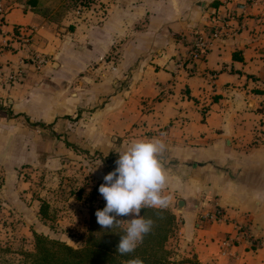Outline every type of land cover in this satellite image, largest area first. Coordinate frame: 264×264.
I'll list each match as a JSON object with an SVG mask.
<instances>
[{
	"label": "crops",
	"instance_id": "0c3cea01",
	"mask_svg": "<svg viewBox=\"0 0 264 264\" xmlns=\"http://www.w3.org/2000/svg\"><path fill=\"white\" fill-rule=\"evenodd\" d=\"M2 1L0 239L48 232L22 172L78 177L89 211L118 155L157 137L175 256L264 264V0H100L66 26ZM198 36L211 46L194 59ZM215 206L225 219H204Z\"/></svg>",
	"mask_w": 264,
	"mask_h": 264
},
{
	"label": "clouds",
	"instance_id": "9594fccd",
	"mask_svg": "<svg viewBox=\"0 0 264 264\" xmlns=\"http://www.w3.org/2000/svg\"><path fill=\"white\" fill-rule=\"evenodd\" d=\"M163 135V134H162ZM166 150L164 140L152 137L133 140L116 160V168L103 177L98 191L106 201L95 216L102 229L120 228L123 220L117 217L132 215L124 225L125 234L120 236L117 252L127 255L137 248L153 227L151 218L145 219L140 212L145 207L165 209L173 197L165 193L169 175L162 156ZM126 264H144L139 257Z\"/></svg>",
	"mask_w": 264,
	"mask_h": 264
},
{
	"label": "rangeland",
	"instance_id": "374dc122",
	"mask_svg": "<svg viewBox=\"0 0 264 264\" xmlns=\"http://www.w3.org/2000/svg\"><path fill=\"white\" fill-rule=\"evenodd\" d=\"M35 1L38 11L44 18L52 23L64 26L68 22L74 21L83 9L93 6L92 4L101 5V7L105 5L100 0H88L86 5L79 4V0ZM21 178L26 181V188L22 191L25 198H36L48 204L47 216L41 218V222L44 225L40 226L39 229L47 230V235L64 240L74 247L84 245L90 223V212L87 210L88 205H85L86 201L84 199L88 200L90 197H93L90 193H94V190H82L78 199L76 198L78 192H80L78 188L81 187L80 183L82 182L78 177H62L61 182H59V178L53 173H36L32 170H27L26 172H22ZM0 180L2 182L1 175ZM29 194L32 196H29ZM117 219L122 220L121 217H117ZM130 219H132V215ZM123 221L121 228L124 229V225L127 224L128 220ZM15 222L9 221L11 227H13L12 224ZM30 229L34 230L33 228ZM24 232L21 229L19 230V233H23L22 235H24ZM22 235L12 236L11 238L13 239H0V260L6 258L17 260L20 257L17 252H20L24 248H32L33 235L31 237H24ZM173 237L174 230L169 234L165 242L170 261H174L173 264H188L186 259L175 256L177 241L175 242Z\"/></svg>",
	"mask_w": 264,
	"mask_h": 264
},
{
	"label": "trees",
	"instance_id": "16d2710c",
	"mask_svg": "<svg viewBox=\"0 0 264 264\" xmlns=\"http://www.w3.org/2000/svg\"><path fill=\"white\" fill-rule=\"evenodd\" d=\"M88 0H79V4L86 5ZM35 5V0H29ZM2 182L0 180V186ZM76 198H80L79 192ZM104 206L89 208L90 223L84 245L74 247L68 242L53 238L47 234L32 232L33 244L31 249H21L17 260L9 258L0 260V264H126L129 259L143 260L144 264H173L170 261L165 242L175 227V217L168 209L145 207L140 215L154 221L152 230L144 236L143 241L134 252L120 255L116 248L120 236L124 235L123 228L102 229L97 223L95 212ZM48 204L42 203L39 212L47 216Z\"/></svg>",
	"mask_w": 264,
	"mask_h": 264
},
{
	"label": "built area",
	"instance_id": "2783aa9c",
	"mask_svg": "<svg viewBox=\"0 0 264 264\" xmlns=\"http://www.w3.org/2000/svg\"><path fill=\"white\" fill-rule=\"evenodd\" d=\"M6 9L7 7L5 6L3 1L0 0V32L2 31L3 26L5 24ZM17 29L19 34H21L20 32L22 31V29H20V27H17ZM216 35H217V31L215 30L214 37ZM210 46H211V39H205L204 37L198 36L195 39L194 43L189 48V55L191 56V58L198 59L202 55H204V53L209 49ZM0 51H1V46H0ZM33 61L36 62L35 66L37 68H39L40 66L46 63V59L38 55H35L33 57ZM18 77H19V73H12L8 75L7 78L9 80H16L18 79ZM202 217L209 221H223L225 219V212L219 206H215L214 210L202 214Z\"/></svg>",
	"mask_w": 264,
	"mask_h": 264
},
{
	"label": "water",
	"instance_id": "95a60500",
	"mask_svg": "<svg viewBox=\"0 0 264 264\" xmlns=\"http://www.w3.org/2000/svg\"><path fill=\"white\" fill-rule=\"evenodd\" d=\"M179 206H182L181 204L178 203Z\"/></svg>",
	"mask_w": 264,
	"mask_h": 264
}]
</instances>
